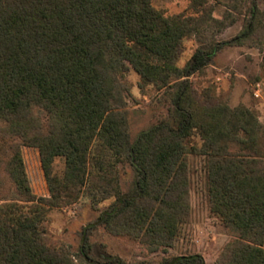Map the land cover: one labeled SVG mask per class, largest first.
<instances>
[{
    "label": "trees",
    "instance_id": "trees-1",
    "mask_svg": "<svg viewBox=\"0 0 264 264\" xmlns=\"http://www.w3.org/2000/svg\"><path fill=\"white\" fill-rule=\"evenodd\" d=\"M258 16L254 2L246 29L227 43L251 37ZM191 31L188 19L165 18L151 0H0V121L5 132L40 149L47 176L54 158L65 157L67 166L57 196L35 201L16 151L7 170L23 200L0 205V264H75L62 246L49 242L43 224L59 197L63 202V192L84 185L94 147L117 156L125 147L120 107L128 92L127 64L143 84L171 87L174 79L183 86L174 99L177 126L157 124L130 146L134 193L118 196L82 230L83 260L125 264L115 256L103 254L100 261L90 256L87 238L99 225L171 247L190 216L186 155L192 130L199 127L205 142L201 150L190 149L206 159L211 212L238 237L220 264H264V126L245 110L235 124L205 127L182 106L188 86L180 79L204 69L223 45L198 52L179 71L173 62ZM94 162L103 173L104 162L97 157ZM160 264L206 262L192 254Z\"/></svg>",
    "mask_w": 264,
    "mask_h": 264
},
{
    "label": "rangeland",
    "instance_id": "rangeland-1",
    "mask_svg": "<svg viewBox=\"0 0 264 264\" xmlns=\"http://www.w3.org/2000/svg\"><path fill=\"white\" fill-rule=\"evenodd\" d=\"M254 2L259 16L252 36L227 43L246 29ZM151 3L165 18L181 16L192 24V31L183 40L173 62L179 71L198 52H211L216 44H223L204 69L180 79V83L188 86L182 106L194 117L198 116L205 127L235 124L237 116L245 110L251 111L264 126V0H151ZM170 83L175 84L171 87L162 83L143 84L139 74L127 64L124 85L128 92L123 93L120 107L127 127L125 147L118 156L94 147L84 185L77 189L70 187L63 192V202L59 197V206L48 209L43 224L45 235L50 243L62 246L75 264H87L80 253L82 230L111 207L118 196L134 193L136 172L127 157L138 135L160 123L177 126L174 99L183 86L174 79ZM41 117L44 120V114ZM5 128V123L0 121V205L23 200L7 170L18 150L32 198L41 201L51 200L53 194L57 196L58 183L66 179L65 157L54 158L47 176L40 149L25 144L17 135L5 132ZM204 134L198 127L189 138L186 158L191 171L187 195L190 216L179 227L171 247L132 235L113 234L106 226L99 225L87 238L90 256L97 261L105 254L125 264H160L178 256L201 254L206 264L221 263L223 254L238 237L211 212L206 159L191 153L190 148L202 149ZM237 136L243 139L246 135L240 132ZM95 157L104 162L103 173L93 166Z\"/></svg>",
    "mask_w": 264,
    "mask_h": 264
}]
</instances>
